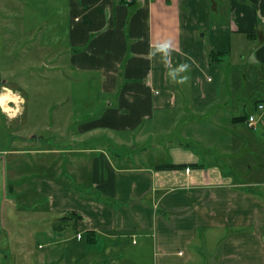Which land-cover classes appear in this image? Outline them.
Here are the masks:
<instances>
[{"label": "crops", "instance_id": "crops-1", "mask_svg": "<svg viewBox=\"0 0 264 264\" xmlns=\"http://www.w3.org/2000/svg\"><path fill=\"white\" fill-rule=\"evenodd\" d=\"M60 1L63 19L54 17L53 0L38 1L32 55L0 56V108L15 106L18 116L4 119L18 126L28 103L22 90L31 85L21 72L49 90L46 101L56 76L70 74L60 80L68 109L53 113L49 130L64 135L66 147L30 129L35 146L11 149L48 169L32 175L30 188L36 208L43 202L51 214L45 224L62 212L81 217L75 231L49 228L67 256L39 254L36 264H264V146L257 141L264 108L263 128L256 120L246 132L231 122L237 106L257 99L264 107V0ZM209 51L224 53L225 62L210 64ZM74 102L88 115L76 116ZM226 114L227 147L185 142L198 130H220ZM237 137L250 143L239 155ZM21 138L30 146V137ZM86 139L95 145L80 149ZM130 149L143 153L139 163ZM215 152L229 157L214 164ZM201 161L200 168L154 170L160 162Z\"/></svg>", "mask_w": 264, "mask_h": 264}, {"label": "rangeland", "instance_id": "rangeland-1", "mask_svg": "<svg viewBox=\"0 0 264 264\" xmlns=\"http://www.w3.org/2000/svg\"><path fill=\"white\" fill-rule=\"evenodd\" d=\"M38 1L39 0H0V56L1 52L4 50L15 51L14 55L16 56L14 59L18 58L21 52L28 53L30 51V55H32L34 49L32 38L36 36L35 30L32 31V26ZM60 4V0H53V14L54 17L63 19L66 18V12L64 9H60ZM41 5L43 6V1L41 2ZM57 35L58 32H56V36ZM59 36H61L60 32ZM235 36L238 38L237 35ZM55 41L57 40H54V42ZM60 41L61 40L59 39L58 42L60 43ZM2 59L3 58L0 57V65L3 62L1 61ZM9 60L11 61L13 58L11 57ZM33 66L34 64H32V70L34 69ZM12 68H14V66ZM21 73L25 80L31 82V85L29 87L27 86L28 89L22 90L23 96L26 98V101H28L24 107L23 116L20 118L22 123H19L18 126V121L10 123L6 122L4 118H6L7 114L5 115V112H3L4 109L0 108V264H36L34 258L39 254H41L42 257H49L48 252L52 253V258L67 256L64 245L60 244L62 239H56L54 234L49 230L53 220L50 223H44L51 214L46 215L44 213L43 202L38 204L40 205V208H36V203H38L39 200L35 198L33 192H30V188L32 187V175L37 171L42 174L46 172L47 168L41 166L39 163L35 166V161L32 160L31 154H25L24 152L21 155H16L14 152H11V149L18 151V148H29L27 149L28 151L30 148H33L35 146V143L32 142L33 138H31L32 135H35L32 134L34 132L33 129H36V137L40 135L45 138L52 137L58 140L55 143L57 144L56 146L51 143V141H46V143L52 144L55 148H57V146L66 147L65 143L62 142L65 136L58 134L59 131H57V136H54L49 130L50 128L53 129V123L57 121V119L53 120V113H66V97L68 98V95H66V90L61 88L60 80L62 76L66 77L70 76V74L66 72L68 74L56 76V81L51 83L53 87L52 101H46L44 95L45 92H48L49 90L43 89L40 81H36L35 75L32 74V78L28 79V74L25 73V71ZM240 75L241 69L238 72V76ZM37 83L38 88H35L34 84ZM13 84L17 85L18 81H14ZM24 86L26 87V85ZM58 101L64 102L61 105L56 106ZM92 104L93 103L88 100L86 102V108H90ZM252 105L253 102L246 105L248 110H252ZM86 108L85 106L77 105V102H74L73 113L76 116L81 113L88 115L90 111H86ZM238 110L239 106H237V109L232 110V113H234L233 115H243V110L240 108L239 112H237ZM252 112L257 119L256 124L260 122L256 129H259L260 127L263 128L261 125L263 123V120H261L262 112H255L253 110ZM49 114L52 115L49 116ZM57 115L59 116V114ZM17 116L18 114L14 118ZM229 116V114H226L225 120L220 124V130H214L217 131L216 135L211 134L214 132L213 130H210V133L209 131L204 130L203 132L197 129V136H195L196 139L193 140L191 138V140H212L213 144L219 142L218 149L222 148L224 145L227 147L229 139L226 135L229 134L230 125L226 118ZM240 127L246 132H251L245 129L244 125H240ZM30 129H32V133H30ZM204 133L208 134L207 138L203 137ZM23 136L30 137L27 138L30 146L24 147L25 143L22 144L24 140L21 138ZM239 137L242 141H246L244 136L239 135ZM239 137H237V140L240 142ZM184 139L188 140V137H184ZM257 141L264 146V136H261V138L259 137V140ZM201 144L203 145V143ZM94 145L95 144H93L91 140L86 139V142L79 145V147L80 149H84L93 147ZM244 146L249 148L250 143H241L236 149L235 155H239L241 151H243ZM41 147L44 146L41 144ZM132 147L138 149L137 145H133ZM137 149H135V151L130 149V151L135 153L133 154V159L136 160V163H139L141 161L140 157L143 153L139 152L140 150ZM249 151L250 150L246 152V158L252 159V155ZM228 157L227 152H215V154L210 155V160H213L212 163L218 164V162H222L225 158L228 159ZM43 161L48 162V159L44 158ZM80 171L83 173L85 172L83 169H80ZM46 244L48 247H46ZM52 244L58 245L55 246ZM39 245L43 248L39 249ZM58 246L60 248H58Z\"/></svg>", "mask_w": 264, "mask_h": 264}, {"label": "trees", "instance_id": "trees-1", "mask_svg": "<svg viewBox=\"0 0 264 264\" xmlns=\"http://www.w3.org/2000/svg\"><path fill=\"white\" fill-rule=\"evenodd\" d=\"M226 60V56L224 55V53H215L214 51H209L208 52V61L210 64L212 65H216L219 66L222 63H224ZM253 105H252V110L257 112L259 111L258 106L261 105L259 104L261 101L260 100H253ZM264 101H262L263 103ZM249 104V103H248ZM246 104V105H248ZM239 106L241 108V110H243V115H237L235 117H233L231 119L232 124L234 125H244V128L247 129L248 131H252L253 127L256 123V117L253 115L252 110H248L247 106ZM239 108V110H240ZM250 116H253L255 118V123L252 127H249L247 122ZM190 143V148H192V141L190 139V141H185ZM182 146H184L185 144H180ZM199 144L198 146L195 145L194 149H199ZM202 161L201 163H197V164H172V163H161L156 165L154 167V170L157 171H172V170H185V169H194V168H200L202 167ZM81 219L80 215L74 213V212H62V213H58L55 215H52V219L50 220V222L52 221V228L54 231H72V230H76V223ZM91 235V233L87 232V236Z\"/></svg>", "mask_w": 264, "mask_h": 264}, {"label": "built area", "instance_id": "built-area-1", "mask_svg": "<svg viewBox=\"0 0 264 264\" xmlns=\"http://www.w3.org/2000/svg\"><path fill=\"white\" fill-rule=\"evenodd\" d=\"M7 104H8L7 109L4 111L10 119H13L15 115L18 113V109H16L15 106H11L9 102ZM263 108H264L263 105L258 106L259 111L262 110ZM13 113H15V115H13ZM254 123H255V118L253 116H250L247 122L248 126L252 127Z\"/></svg>", "mask_w": 264, "mask_h": 264}, {"label": "clouds", "instance_id": "clouds-1", "mask_svg": "<svg viewBox=\"0 0 264 264\" xmlns=\"http://www.w3.org/2000/svg\"><path fill=\"white\" fill-rule=\"evenodd\" d=\"M6 91H7V92H11L10 89H6ZM15 95H16L17 99L22 103V102H23V98H22V97H19L18 94H15ZM13 115H15V113H13Z\"/></svg>", "mask_w": 264, "mask_h": 264}, {"label": "bare ground", "instance_id": "bare-ground-1", "mask_svg": "<svg viewBox=\"0 0 264 264\" xmlns=\"http://www.w3.org/2000/svg\"><path fill=\"white\" fill-rule=\"evenodd\" d=\"M9 96H10V95H9ZM5 101H6V100H5V98H4V97H0V103H1V104H3V105H4ZM4 107H5V106H4Z\"/></svg>", "mask_w": 264, "mask_h": 264}]
</instances>
